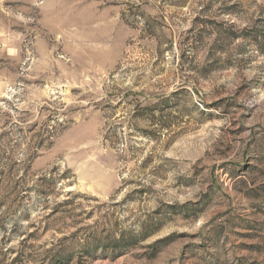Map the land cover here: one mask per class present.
Here are the masks:
<instances>
[{
	"label": "rangeland",
	"instance_id": "374dc122",
	"mask_svg": "<svg viewBox=\"0 0 264 264\" xmlns=\"http://www.w3.org/2000/svg\"><path fill=\"white\" fill-rule=\"evenodd\" d=\"M0 264H264V0H0Z\"/></svg>",
	"mask_w": 264,
	"mask_h": 264
}]
</instances>
